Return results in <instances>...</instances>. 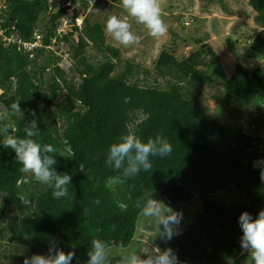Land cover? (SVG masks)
<instances>
[{
	"label": "trees",
	"instance_id": "1",
	"mask_svg": "<svg viewBox=\"0 0 264 264\" xmlns=\"http://www.w3.org/2000/svg\"><path fill=\"white\" fill-rule=\"evenodd\" d=\"M3 1L2 25L13 23L20 40H29L39 28L38 17L46 11L47 0ZM247 2L261 27L248 50L264 57V0ZM75 5V0H65L49 16L43 43L51 36L55 19ZM73 31H80L71 52L76 62L48 54L51 59L48 56L38 67V53L43 55V48L28 57L16 44L0 40V124L23 137L25 125L35 119L40 133L34 139L53 145L56 151L50 155L56 156L55 170L71 175L68 195L60 200L52 198L49 185L35 182L30 190L15 153L0 146V237L8 243L26 242L29 257L46 255L49 241L55 238L62 251L75 252L71 264H86L93 238L105 240L108 248L129 246L142 214L136 204L145 194L151 193L170 208L197 196L200 208L193 222L171 240L160 233L154 241L156 247H171L185 263H225L238 258L242 253L239 215L247 211L255 218L264 210V138L209 117L192 91L219 79L227 95L240 105L262 112L264 63L253 68L236 63L227 77L217 53L207 43L181 60L162 50L153 70L168 78L166 88L142 86L128 82L135 73L129 63L123 71L113 73L120 62L117 48L105 46L108 56L101 62L86 60L88 44L103 43L102 25L84 19L80 26L72 23L70 35ZM227 46L235 54L231 39ZM48 67L51 80L45 88L43 73ZM61 90L64 96L51 109ZM16 101L23 119L6 115L8 106ZM128 131L142 141L156 134L165 136L173 150L167 157L151 158L148 172L121 183L118 173L106 164V153ZM168 186L179 188L161 193ZM230 189L242 197L229 206L210 197ZM120 255L110 257L111 264ZM25 257L5 256L21 262Z\"/></svg>",
	"mask_w": 264,
	"mask_h": 264
},
{
	"label": "rangeland",
	"instance_id": "2",
	"mask_svg": "<svg viewBox=\"0 0 264 264\" xmlns=\"http://www.w3.org/2000/svg\"><path fill=\"white\" fill-rule=\"evenodd\" d=\"M159 4L162 19L168 28V31L162 37L151 36L143 24L136 22L132 17H128L121 6V0L90 1L86 5L76 4L73 9L67 10L56 21L68 31H70L74 18H78L79 23L85 19L90 23L102 25L103 43L99 44V47L88 44L84 55L86 60L93 64L101 62L105 58L104 56L107 55L104 50L105 46L117 48L120 62L116 63L113 73L123 71L125 65L129 63L134 66L135 73L133 77L128 78V82H136L142 86L166 88L168 78L160 77L153 70L154 61L162 50L171 53L177 60H181L187 57L189 53L198 50L202 44L207 43L217 53L227 77L234 71L236 63H242L248 68L260 66L264 63V57L256 56L248 50L250 42L261 27L255 21L256 12L249 6L247 0H159ZM2 15L4 16L3 12L0 14V18ZM110 15H117L122 19L126 18L132 31L139 37V43L124 46L113 40L110 34L104 30V22ZM48 18L49 15L46 11L38 17L39 28L37 29L41 30L44 35ZM11 24L13 25V23ZM53 25L55 30L58 26L56 23H53ZM227 39L234 42L235 54L229 51ZM198 40L202 41L197 42ZM75 41L76 35L68 36V48H65V55L58 57L60 60L66 59L69 50L68 59L76 62V59L71 58ZM38 54L36 67L44 59L50 56L54 57L51 54L49 56L47 53ZM205 59L208 60V58ZM43 78L45 81L44 87L46 88L51 80V74L47 71V68L43 73ZM63 96L64 91L61 90L59 97L51 105V109L56 106V103ZM192 96L197 99L206 114L216 119L220 124L240 127L249 134L264 138V110L260 112L254 106L240 105L232 96L227 95L224 90V82L219 79L213 78L202 86L199 91L193 90ZM24 182H27V187L33 190V184L38 181L35 180L31 172H26ZM39 184L41 186L45 185L40 182ZM262 187L264 192V180ZM210 197L220 204L229 206L233 201H238L242 194L235 189H230ZM199 208L200 199L197 196H193L187 204H177L171 208L182 214L180 223L176 226L177 232L188 228L194 220V213L196 214ZM137 219L136 232L129 246L123 249L109 247V258L128 251L139 252L141 256L148 254V251L153 253L157 251L154 241L159 236L160 230L155 220L145 217L143 214L139 215ZM11 254L29 257L26 242L14 241L8 243L6 239L0 237V264H23L21 261L5 258V256ZM178 264L205 263H185L178 260ZM211 264H251V258L249 252L242 251L241 255L235 260Z\"/></svg>",
	"mask_w": 264,
	"mask_h": 264
},
{
	"label": "clouds",
	"instance_id": "3",
	"mask_svg": "<svg viewBox=\"0 0 264 264\" xmlns=\"http://www.w3.org/2000/svg\"><path fill=\"white\" fill-rule=\"evenodd\" d=\"M121 6L127 16L143 24L151 36L162 37L168 31L162 19L159 0H121ZM56 12L50 13L46 9L49 16ZM57 19L54 21L56 25L59 24ZM104 30L121 45L139 43V37L132 31L126 18L122 19L117 15L108 16L104 22ZM79 33L80 31H73L72 35L77 36ZM47 71H50L49 67ZM6 115H16L23 119L18 101L8 106ZM23 131V137L15 136L9 133L7 124H0V137H2L0 146L15 153V159L21 164L23 171L31 172L35 180L49 185L53 199L60 200L67 197V186L70 184L71 175L58 173L55 170L56 156L50 154L55 153L56 149L51 144H41L34 139L40 133L35 119L27 123ZM172 150V145L165 136L156 134L142 141L133 132L128 131L122 134L117 142L109 145L106 164L118 173V180L122 183L140 172H148L152 168L151 158L167 157ZM261 180H264V169L261 171ZM136 207L145 217L155 220L163 238L171 240L178 234L176 226L179 225L182 214L172 210L162 200L147 193L137 202ZM238 225L242 231L239 241L241 250L249 252L251 264H264V210H260L255 218L247 211L242 212L238 217ZM74 255V251L67 253L62 251L53 238L49 241L46 255L33 254L25 257L23 264H71ZM87 257L86 264H111L108 244L100 238L91 240ZM116 264H178V257L171 247L163 250L157 248L156 252L148 251L144 256L136 251H128L120 255Z\"/></svg>",
	"mask_w": 264,
	"mask_h": 264
},
{
	"label": "built area",
	"instance_id": "4",
	"mask_svg": "<svg viewBox=\"0 0 264 264\" xmlns=\"http://www.w3.org/2000/svg\"><path fill=\"white\" fill-rule=\"evenodd\" d=\"M47 10L50 13H54L59 8V3L61 0H47ZM4 1L0 0V14L2 13L1 10L3 9ZM3 16V15H2ZM2 18V17H1ZM0 18V40L9 45V44H16L18 49H24L27 52L28 57H33L35 55V52L37 49L40 48H46L51 49L52 44H45L43 43L44 34L37 28L33 30V34L29 40L21 41L18 37V32L14 31V25L10 24L9 26H3L2 20ZM62 21V20H61ZM57 27L53 32H60V29L62 27V24H57ZM63 33L68 34L67 32L63 31ZM50 39V36L48 37ZM51 42H54V39L51 40ZM66 59H68V55L66 56Z\"/></svg>",
	"mask_w": 264,
	"mask_h": 264
},
{
	"label": "bare ground",
	"instance_id": "5",
	"mask_svg": "<svg viewBox=\"0 0 264 264\" xmlns=\"http://www.w3.org/2000/svg\"><path fill=\"white\" fill-rule=\"evenodd\" d=\"M75 1H76V4H81L82 3L84 5H86L87 2L90 3V1L94 2V0H75ZM63 2H64V0H61V2L59 3V7L61 6V4ZM81 23H82V21L79 23L78 18H74L73 19V24L74 25L80 26ZM71 26H72V24H71ZM71 26H70V31L66 30L62 26L59 33H57L55 31V32H53L51 34L50 39H47V42L45 44H52V48L51 49L43 48L45 54L46 53L49 54V55L51 54L54 57H59V56L65 55V48H68L67 41H68V36H70ZM63 31L67 32L68 34L63 33ZM53 39H54V42H51V40H53ZM68 55H69V50H68Z\"/></svg>",
	"mask_w": 264,
	"mask_h": 264
},
{
	"label": "water",
	"instance_id": "6",
	"mask_svg": "<svg viewBox=\"0 0 264 264\" xmlns=\"http://www.w3.org/2000/svg\"><path fill=\"white\" fill-rule=\"evenodd\" d=\"M178 188L179 187H177V186H168L161 193H163V192H171V191L177 190Z\"/></svg>",
	"mask_w": 264,
	"mask_h": 264
}]
</instances>
